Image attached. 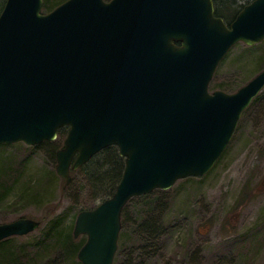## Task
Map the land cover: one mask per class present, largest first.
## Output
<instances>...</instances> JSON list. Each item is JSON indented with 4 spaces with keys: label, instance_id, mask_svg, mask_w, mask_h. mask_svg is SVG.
<instances>
[{
    "label": "water",
    "instance_id": "obj_1",
    "mask_svg": "<svg viewBox=\"0 0 264 264\" xmlns=\"http://www.w3.org/2000/svg\"><path fill=\"white\" fill-rule=\"evenodd\" d=\"M42 0H5L0 13V145L53 142L56 174L110 146L125 161L113 195L81 211V264H112L121 212L133 198L167 191L208 173L241 114L264 88V70L233 94L209 93L212 76L237 43L264 40V0L227 26L212 0H66L42 13ZM39 222L0 224V241Z\"/></svg>",
    "mask_w": 264,
    "mask_h": 264
},
{
    "label": "rangeland",
    "instance_id": "obj_2",
    "mask_svg": "<svg viewBox=\"0 0 264 264\" xmlns=\"http://www.w3.org/2000/svg\"><path fill=\"white\" fill-rule=\"evenodd\" d=\"M64 1L43 4L54 9ZM251 1L236 0L235 6ZM262 70L264 40L253 46L238 43L218 64L209 92L234 93ZM62 146L59 136L37 146H0L5 173L0 182L14 184L0 199V224L21 218L39 222L34 232L13 237L15 251L28 250L31 264H81L76 256L53 250L47 241L49 228L53 221L60 230L70 222L74 227L77 214L98 206L100 194L109 191V186L95 190L83 167L70 172L66 185L56 174V151ZM149 222L159 238L143 257L138 231ZM82 239L86 237L73 241ZM113 264H264V88L242 113L229 145L207 174L178 180L167 191L156 190L126 204Z\"/></svg>",
    "mask_w": 264,
    "mask_h": 264
},
{
    "label": "trees",
    "instance_id": "obj_3",
    "mask_svg": "<svg viewBox=\"0 0 264 264\" xmlns=\"http://www.w3.org/2000/svg\"><path fill=\"white\" fill-rule=\"evenodd\" d=\"M213 3L215 6V15L222 18L227 24L231 23L238 12L244 7L243 5L235 6L236 0H213ZM3 5L4 3L0 7V12L3 8ZM49 6L47 4H43L44 9L51 11L52 8ZM66 134L67 128H61L58 132L59 137H61L63 140L66 137ZM83 169H88V173L91 175L90 177L94 182L95 190L102 191L109 186V191L100 194V197L102 198L101 202H103L104 200L110 198L115 192L116 186L118 185L123 173L124 160L122 159L121 162L115 147H108L95 155L86 165L83 166ZM8 170L9 169H7V171ZM1 174L5 173L3 172V168H1L0 163V175ZM13 185L11 186L6 182H0V199H3L7 196L8 190L10 187H13ZM72 227L73 222H70V225L67 229L60 230L57 229L59 228L58 222L53 221L47 234V241L50 240L49 243L53 250L60 249L67 255H73L77 257V253L85 243V240L82 239V241L74 243L72 237ZM138 232V234L143 236L140 237V239L142 238L143 240L138 250L139 253H141V256L146 257L152 252L150 247L153 246L150 244L157 241L159 238V233L156 232L155 224L153 222L142 223ZM13 241V237L0 241V264H31L33 260L27 258L28 256L25 254L28 250L23 251L22 249H18L16 252Z\"/></svg>",
    "mask_w": 264,
    "mask_h": 264
}]
</instances>
